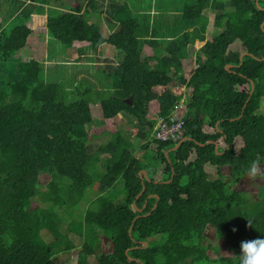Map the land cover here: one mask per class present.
<instances>
[{"label":"trees","instance_id":"1","mask_svg":"<svg viewBox=\"0 0 264 264\" xmlns=\"http://www.w3.org/2000/svg\"><path fill=\"white\" fill-rule=\"evenodd\" d=\"M50 1L42 4L52 6ZM95 3H88L95 13L106 12L108 21L119 24L108 38L88 22L83 5L68 12L50 9L41 26L32 24L35 13L24 6L12 16L22 23L10 30L0 11V264H57L55 257L77 249L62 234L54 208L68 201L58 196L59 180L69 179V198L79 200L94 184L87 171L89 149L97 161L107 158L108 165L101 179L103 195L97 199L101 207L89 210L82 223L84 245L76 264H158V257L162 264H239L241 241L264 238L263 191L251 204L243 192L232 189L244 182L253 160L264 164V0H198L182 14L185 21H198L196 41L184 35L153 55L140 50V25L127 4L107 5L104 11V5L95 8ZM208 9L220 33L206 41ZM48 36L82 59L105 44L120 51L122 63L100 61L99 70L111 81L110 98L102 100L99 90L78 83L68 103L64 84L47 82L43 75ZM197 49L203 57L187 73L186 62H192ZM244 53L249 55L241 62ZM227 66H232L229 71ZM174 85L188 91H176ZM184 97L182 139L191 140L167 157L180 140L157 141L154 129ZM122 114L135 119L143 159L133 154V142L122 133L96 151L88 146L91 134L108 133ZM143 170L151 182L144 180L146 191L137 199ZM42 175L51 178L45 190ZM120 179L126 198L118 206L105 193ZM37 198L51 206L33 207ZM211 227L234 257L209 254ZM99 231L107 236L110 253L97 252Z\"/></svg>","mask_w":264,"mask_h":264},{"label":"rangeland","instance_id":"2","mask_svg":"<svg viewBox=\"0 0 264 264\" xmlns=\"http://www.w3.org/2000/svg\"><path fill=\"white\" fill-rule=\"evenodd\" d=\"M26 1L0 0L1 3L0 11L3 13L4 18L7 21L6 27H8V30L13 28L15 25H19L22 23L23 20L21 19L15 20V18H12V16L15 14V12L17 13L18 10L22 8V7L18 8L16 6L17 5L16 2L21 4L22 6V4L26 5ZM54 1L55 0H51V2L49 3L52 5ZM221 1L227 2L228 0H221ZM31 2L34 3L37 2L39 4L43 3L42 0H39V2L36 0H31ZM130 2L132 3L131 5L133 8L143 7L144 5L143 3L139 2L140 4H142L140 5L138 2H134L133 0H130ZM197 4H198V0H193V2H191V7H196ZM26 7H27L26 10L30 9L31 13H37V14H40V9H42L40 6L31 3L28 4ZM159 9L163 10L162 15L164 16L167 11H164V9L160 7ZM44 14L45 13L43 12V15ZM172 19L174 25L176 24L178 26H181L184 24V21L180 20L179 12L178 14L176 12L173 13ZM211 22H213V20ZM101 23L102 20L96 21V24L100 29H102ZM176 28L177 27L175 26V28L172 30H176ZM185 31L186 29L183 31V34ZM190 34H191L190 40L192 41V43H194L196 41V35L192 33ZM136 36L140 42V50L143 52L144 55L146 54L149 55L150 49L145 42V40L148 38V34L146 33L145 29H139L136 33ZM182 36L183 35L178 34L176 38L180 39ZM59 47H61L60 51H58L55 55L52 54V52L55 51V47L52 48V52L50 50L51 54L49 56V59L46 52V60L42 64V67H43V75L47 79V82H53V83L62 82L68 94L67 96L68 103L74 100L73 96L71 95V91L74 88V86H76V84L78 83H83L88 87L91 88L93 87L97 91L99 90L100 98L102 100L110 98V96L112 95L111 81L107 76L108 73H102L99 70L100 66L104 65L101 64L100 61L109 60L115 64H120L124 59L123 54L112 46H102L100 47L98 53L91 54L93 55L91 56V58L84 57L85 59H82L83 58L82 55H78L75 50L71 53V51L62 44ZM64 52H66L67 54L66 56L69 59L67 58L65 59L61 57V55H64ZM202 57L203 55L200 49L196 50L193 54L192 62L189 61L186 62L187 63L186 72L187 73L191 72L194 64L196 63L195 62L196 58H202ZM173 89L178 91V85H174ZM262 108L264 111V103ZM96 114L100 116L99 112L97 111ZM134 122L135 119L127 114L119 115L116 120V126L112 129L107 130L108 133H105L101 136H96L91 134L88 140L89 141L88 146H90V148L93 151H96L99 145L108 143L115 134L122 133L125 136L129 137V139L133 142L134 144L132 148L133 154L139 157L140 159H143L144 151L142 149V146L144 142L138 139L137 136H135ZM96 133L97 131H95V134ZM89 153L92 156V160L87 168V171L93 178L94 184L85 191L83 199L79 200L77 196H72L71 198H69V191H68V186L70 185L69 179H62L59 180L60 182H58V184H60L58 187L59 189L58 196L61 199H66L68 201L65 204V206L57 207L54 209L62 220V226L60 228L62 234L67 235L69 239L74 242L77 249L68 253L60 254L57 257H55L54 261L57 264H76L77 262L76 260L79 255L78 254L79 249L84 245V240L81 237H79V235L82 229V223L84 222L85 215L89 210L95 211L101 207L99 202H97V199L103 195L101 179L106 172L108 162H107V158L104 160L97 161V158L94 157L95 153L92 152L90 149H89ZM50 181L51 178L49 176L47 175L41 176V183L43 190L46 189ZM232 189L235 191L243 192V194L249 198L250 203L253 204L256 201H259L258 194L260 193L261 190L263 191L262 196L264 197V178L257 177L254 180H249L247 177H245V180L244 182H242L241 185H234L232 186ZM105 195L115 198L116 205L118 206L122 205L126 198L124 181L122 179L118 180V182L113 186V188L111 190H108L105 193ZM33 205H34L33 207H41V208H48L49 206H51L50 204H43L39 198L34 200ZM70 228L72 233H69ZM46 235L47 234L43 232V236L46 237ZM99 235H101L103 240L100 246V250L97 252L99 254L110 253L111 252L110 242H108L107 238H105L107 236L102 231H99ZM47 240L50 242L52 238L50 239V237H48ZM156 240L164 241L165 238L158 237L156 238ZM207 244H210L212 246V250L209 251V254L214 258L220 256H230V257L235 256L234 255L235 253L232 252V250L228 247L227 243L216 237V230L212 227L209 229ZM91 260L93 263H95L96 257H93ZM157 263L162 264V257L157 258Z\"/></svg>","mask_w":264,"mask_h":264},{"label":"crops","instance_id":"3","mask_svg":"<svg viewBox=\"0 0 264 264\" xmlns=\"http://www.w3.org/2000/svg\"><path fill=\"white\" fill-rule=\"evenodd\" d=\"M22 1H26V0H22ZM36 1L39 2V0H36ZM90 1L91 0H60V3H59V1L57 2L56 0L52 3V6H50V5L39 4L37 2L34 3V2H31V0H29V1H26V5L22 4V6L21 4L16 2L17 4L16 6L18 8L20 7L23 8V6H27L30 3L40 6L42 8L40 9V14L35 13L32 16L33 20L31 22L35 26H41V25L47 24V17H48V13L50 9L55 8L56 10L60 12H68L71 9H74L80 5H83L82 13L86 14V19L88 20V22L90 24H93V23L96 24V21L102 20V23H101L102 29L100 30L103 36L105 38H108L110 35H112L117 30L119 24L113 21L112 22L108 21L107 19L108 15L106 12H104L103 14L95 13L93 9L89 7L88 3ZM133 1L138 2V3L141 2L144 5L143 7L133 8L130 0H99V1L96 0V3H99V6L96 3L94 4V6L95 8L97 6V7H100V9H103V5H104L103 10L105 11V8L107 5L121 6V5L127 4L129 9L132 12L133 17L138 21L140 25L139 29H145L146 33L148 34V38L145 40V42L150 49L149 55H153L155 51H159V50L163 52V50H165L174 40L177 39L176 37L178 34L183 35V36L186 35V36H189L190 38L191 37L190 33L196 35L195 32L199 29L197 22L195 21L186 22L182 17L183 10L185 9V7H191V2H193V0H149V1L148 0H145V1L133 0ZM42 2H44V0H42ZM159 7L164 9V11H167L164 16L162 15L163 10L159 9ZM174 10H177V11H174ZM43 12L45 13L44 15H43ZM175 12L177 14L179 12L180 20L184 21L183 25L181 26H178L176 24L174 25L172 17H173V13ZM213 15L214 14H213L212 9L210 10L208 9L205 11V16L208 17V19L210 20V24L207 28V33H206V36H207L206 41H208L214 36L219 35L220 33V30L214 26L213 22H211L213 20ZM175 26L177 27L176 30H172L175 28ZM185 29L186 31L183 34V31ZM152 40L158 41L159 43L149 42ZM56 42L58 41L53 40L49 36L46 39V52L48 55V59L52 52V48L55 47V51L52 52L53 55H55L58 51H60L61 47L59 46L61 44L56 43ZM102 46H109V45L105 44ZM69 50L71 51V53L74 51V49H69ZM66 55H67L66 52H64V55H61V57L66 59L67 58Z\"/></svg>","mask_w":264,"mask_h":264},{"label":"clouds","instance_id":"4","mask_svg":"<svg viewBox=\"0 0 264 264\" xmlns=\"http://www.w3.org/2000/svg\"><path fill=\"white\" fill-rule=\"evenodd\" d=\"M245 177L249 180L264 177V164L259 160H253L245 170ZM249 225H251L250 221ZM235 231L237 229L234 228L233 232ZM238 258L239 264H264V238L241 241Z\"/></svg>","mask_w":264,"mask_h":264},{"label":"built area","instance_id":"5","mask_svg":"<svg viewBox=\"0 0 264 264\" xmlns=\"http://www.w3.org/2000/svg\"><path fill=\"white\" fill-rule=\"evenodd\" d=\"M178 91L185 93L188 91V89L186 87H179ZM185 100L186 99L184 97V99L176 106L175 110L169 117L158 120L153 133L154 139L162 142H177L184 137L185 121L183 114L186 109L184 105Z\"/></svg>","mask_w":264,"mask_h":264},{"label":"water","instance_id":"6","mask_svg":"<svg viewBox=\"0 0 264 264\" xmlns=\"http://www.w3.org/2000/svg\"><path fill=\"white\" fill-rule=\"evenodd\" d=\"M258 1V0H257ZM257 5H258V2H257ZM264 26V25H263ZM247 55H249L248 53H244V54H242L241 55V57H240V61L242 62L243 61V58L245 57V56H247ZM231 67L232 66H227L226 67V70L227 71H229L230 69H231ZM251 84H252V90H251V95H253L254 94V91H255V85H254V83L253 82H251ZM130 105H132V102H130L129 103ZM189 140H191L190 138H184V139H182L181 141H179V143L175 146V147H173L172 149H170L167 153H166V156L168 157L169 156V153L170 152H173V151H176L177 149H179L181 146H182V144L183 143H185V142H187V141H189ZM211 144H213V142H210ZM199 144V143H198ZM199 145H201V146H205V145H202V144H199ZM216 151H218V147L216 146ZM174 176V175H173ZM140 177L143 179V190H142V192L140 193V195L137 197V199H139L144 193H145V191H146V187H145V183H144V180H148L149 182H151V180L149 179V177H148V173H147V171H145V170H143L141 173H140ZM171 182V181H170ZM155 183H157V182H155ZM164 183H169V182H164ZM152 197H155V198H157V200H158V202H159V198H158V196H152ZM158 202L155 204V206L153 207V209H152V211L149 213V214H147V215H145V217H148V216H150L151 214H152V212L153 211H155V209L158 207ZM146 207V206H145ZM144 207V208H145ZM140 212H142L143 210L142 209H140L139 210ZM138 218H136V220H137ZM131 232H132V227H131V229H130V234H131ZM144 246L147 248L148 247V242H145L144 243ZM129 253V251H127V254ZM130 259L131 260H134V261H138L137 259H134V258H131L130 257Z\"/></svg>","mask_w":264,"mask_h":264}]
</instances>
